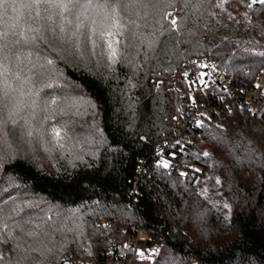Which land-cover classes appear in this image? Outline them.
Returning a JSON list of instances; mask_svg holds the SVG:
<instances>
[{
  "label": "trees",
  "instance_id": "trees-1",
  "mask_svg": "<svg viewBox=\"0 0 264 264\" xmlns=\"http://www.w3.org/2000/svg\"><path fill=\"white\" fill-rule=\"evenodd\" d=\"M249 3L161 0L122 11L126 29L114 64L92 32L101 17L73 43L71 26L47 29L25 10L16 31L37 29L36 39L8 52L24 60L31 91L16 97L22 105L0 139V205L21 209L8 224L27 223L3 229L0 264L24 250L22 264H107L133 227L142 229L139 253L148 264H264V111L236 106L223 127L207 124L185 160L194 176L163 167L155 154L179 113L167 77L194 58L239 79L264 71V5ZM16 100L5 98V119ZM53 127L62 130L59 141Z\"/></svg>",
  "mask_w": 264,
  "mask_h": 264
},
{
  "label": "snow or ice",
  "instance_id": "snow-or-ice-1",
  "mask_svg": "<svg viewBox=\"0 0 264 264\" xmlns=\"http://www.w3.org/2000/svg\"><path fill=\"white\" fill-rule=\"evenodd\" d=\"M160 2L161 0H0V139H2L4 134L5 125L15 123L14 117L22 105V101L16 100V97H24L31 91L30 89L27 92L25 91V86L29 83V80L27 77L21 75L23 68L20 66L24 64V60L19 52L14 56H10L8 52L10 46L19 49L27 45H32L36 39L30 33L36 32L37 29L30 27L26 31L23 29L19 32L16 31L17 27H19L20 18L25 14V10H27L29 16H34L35 19L43 21L47 25V29H58L60 33H65V25L74 28V30L69 29L71 33L69 39L75 38L72 40L73 43L78 42L80 36H84L87 39V29L91 25H96L97 17H101L102 20L99 27H92V32L93 34L98 32L99 36L104 39L106 44L104 54L114 64L120 55L119 45L121 41L118 37L122 36L126 29V25L123 23L122 11L138 7L147 9L149 5L155 7ZM170 2L175 3V0H170ZM190 2L191 0H183L185 5ZM257 2L264 5V0H251L248 6L252 7ZM9 9L16 14L14 17L7 16ZM136 14L139 15L138 12ZM6 18L15 19L17 24L8 25ZM85 19L89 20V24L84 23ZM130 23L135 24V21H130ZM176 23L177 21L175 19L171 21L172 25H176ZM9 30H12V34L18 38L10 40ZM261 55H264V53H261ZM48 63L51 64L52 61L49 60ZM13 65L19 70L13 71ZM201 67H206V65H201ZM185 75L187 76V73ZM201 75L203 76L204 74L202 73ZM9 77L15 82V87L9 82ZM5 98L8 99V103L16 100V103L12 104V107L8 110L7 119L4 118V108L8 106L5 103ZM200 123V121H197L198 125ZM28 135H31L30 131ZM52 136L59 141L62 138V130L53 127ZM204 155L208 156L209 154L205 152ZM2 158V155H0V160ZM162 166L165 168L168 167V162L163 161ZM181 175H185V173H181ZM11 200L12 204L15 205V198L13 197ZM3 203L7 204L8 201H4ZM20 210L19 207H10L6 210L0 205V236L3 235V229L5 228L9 230L12 228H20L23 230L21 223H27V221L22 220L11 225L7 223L8 220L12 219V215L18 214ZM27 234L35 235L33 232ZM0 242L3 241L0 240ZM17 248L19 249L20 246L17 245ZM140 255L143 257V252ZM27 257V250H24L23 255L19 256L12 264H22V261ZM3 260L4 256L0 253V261Z\"/></svg>",
  "mask_w": 264,
  "mask_h": 264
},
{
  "label": "built area",
  "instance_id": "built-area-1",
  "mask_svg": "<svg viewBox=\"0 0 264 264\" xmlns=\"http://www.w3.org/2000/svg\"><path fill=\"white\" fill-rule=\"evenodd\" d=\"M166 84L178 95L179 113L173 123L172 135L157 147L155 154L158 162L167 161L168 167L179 173L195 175L193 166L185 160L196 149L197 140L207 124L223 127L224 113L236 106H246L255 114L264 111V71L253 80L239 79L228 76L208 58H194L167 78ZM197 121L201 123L198 125ZM132 229L125 249L109 253L105 257L107 264H134L138 261L143 232L140 227ZM152 249L155 250L156 246L153 245ZM64 258L76 262L72 253H67Z\"/></svg>",
  "mask_w": 264,
  "mask_h": 264
},
{
  "label": "rangeland",
  "instance_id": "rangeland-1",
  "mask_svg": "<svg viewBox=\"0 0 264 264\" xmlns=\"http://www.w3.org/2000/svg\"><path fill=\"white\" fill-rule=\"evenodd\" d=\"M180 70V69H179ZM171 77V76H170ZM167 78H169V77H167ZM167 78H166V80H167ZM165 80V79H164ZM162 81V80H161ZM155 83H157V84H160V80L157 82V81H154ZM163 83V82H162ZM165 85H167L166 83H165ZM168 86V85H167ZM168 88L169 89H171L169 86H168ZM172 90V89H171ZM172 91H174V90H172ZM175 92V91H174ZM176 93V92H175ZM176 95H177V93H176ZM177 97H178V95H177ZM150 261H151V259H150V257L149 256H141L140 255V253H139V258H138V261L137 262H135L134 264H148V263H150Z\"/></svg>",
  "mask_w": 264,
  "mask_h": 264
}]
</instances>
